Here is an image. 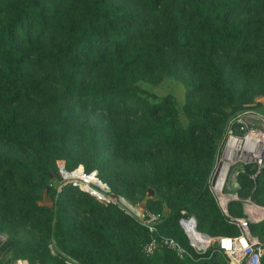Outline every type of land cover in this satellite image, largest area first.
<instances>
[{
    "label": "trees",
    "instance_id": "1",
    "mask_svg": "<svg viewBox=\"0 0 264 264\" xmlns=\"http://www.w3.org/2000/svg\"><path fill=\"white\" fill-rule=\"evenodd\" d=\"M258 49L264 50V0H0V106L13 109L28 101L52 107L47 116L37 111L26 122L17 120L15 110H7V119L0 116L1 140L40 153L34 162L0 154L2 222L15 230L44 214L48 239H13L4 264L19 258L28 264H216L213 255L193 252L178 218L184 210L207 234H238L209 191L211 169L202 163L216 156L223 126L239 107L232 66L239 63L245 75L264 71V54L246 58ZM33 59L49 70L35 74ZM188 67H203L207 81L188 84L183 76ZM165 69L188 92L208 91L231 112L188 103L184 113L193 121L185 128L173 108L163 124L116 130L115 118L131 115L138 109L135 102H145L135 83ZM77 107L101 112L108 122L76 125ZM148 108L160 112L162 103ZM154 142L169 151L170 159L162 171L143 175L144 182L160 188L169 213L157 228L187 250L183 257L168 249L146 255L142 248L153 234L133 217L75 186L57 194L49 185L48 175L60 160L67 170L96 169L107 181L106 166L114 159L109 151L127 154ZM103 183L130 193L123 180ZM43 190L52 208L38 204ZM166 191L175 195L163 198ZM263 192L264 169L256 178L254 199ZM228 213L242 216L241 203L229 202ZM249 228L263 243L264 264V221Z\"/></svg>",
    "mask_w": 264,
    "mask_h": 264
},
{
    "label": "rangeland",
    "instance_id": "2",
    "mask_svg": "<svg viewBox=\"0 0 264 264\" xmlns=\"http://www.w3.org/2000/svg\"><path fill=\"white\" fill-rule=\"evenodd\" d=\"M125 1L130 2V0ZM259 54H264V50L258 49L257 51L251 52L246 55V58L252 60L259 56ZM33 60L31 69L35 74L45 73L49 70V67L46 65H41L37 62V60ZM90 69V66L86 67V70ZM232 69H235L233 74L237 77L236 87L240 93L236 99V102L239 105L237 110L231 112L230 108L225 106L223 107L220 100L208 91L193 92L192 90L191 92H188L187 87L182 80L174 78L170 71L165 69L162 73L155 71L149 75L147 79L138 80L135 83L141 89V93L139 94L143 96L145 102H135L134 106L138 109L133 110L131 115L127 117L115 118L114 125L116 130H122L125 128L138 130L148 124H163L165 121L170 119L169 112L173 108L177 112V119L180 126L185 128L193 121L192 118L188 117L184 113V107L188 103L191 104V107L192 105H204L207 103L214 104L219 107H223L226 112H231V114L251 109L264 116V71H258L245 75L240 72L239 63L233 65ZM94 72H96L95 74L97 75L98 70H94ZM183 76L187 80L188 84L192 85L199 82H206L209 77L203 67H188L183 70ZM160 103H162V111L160 112H156L148 108L149 106ZM7 110H15L16 113H18L17 120L20 122H26L29 117L37 111L40 116H47L51 112L52 107L46 106L39 108L35 107L34 104L31 105L28 101H22L14 105L13 109L0 106L1 118L7 119ZM191 111L195 112L196 109L191 108ZM73 115V120L76 125H80L82 123L102 125L108 122L107 119H105L106 117L101 112H93L91 110H88L87 112L83 111L80 107L75 109ZM244 117L245 118L243 119L247 124L254 123L260 126L262 123V121L257 118L249 116ZM212 118L217 120L218 116L214 114ZM223 128H226L225 125ZM225 135L226 133L224 131L223 137L220 141H218L216 156L213 159L205 160L202 163L205 168L211 169L208 179L209 191L212 193L218 205L220 197H223L222 195H224L230 199L229 202H240L241 208L243 202L245 203L247 200L253 201L255 204L264 207V192L255 199L253 197L256 178L264 169V164L258 165L255 163L247 164L241 161H230V169L225 183L221 187V192L215 189L216 187L214 186L213 176L218 162L223 161L225 158L223 150ZM137 152L138 154H136ZM109 153L114 155V159L106 166V176L108 177V180H104V175L103 177L98 175V178L106 183H108L109 180H123L126 184L125 190H130L129 194H127V192L124 193L123 191L115 192L110 185L109 187L112 192L118 194H114L115 196H121L124 198L125 202L132 207V209L139 210L141 212L157 211L160 212L163 217L166 216L169 213V208L162 199V192H158L160 188L158 186H146L144 182L145 176L143 175H149L156 171H162L163 166L170 159L169 151L158 142H154L148 148L128 152L127 154L117 150H111ZM0 154H6L9 156L17 155L29 162L39 160L40 157L39 150L35 149V147H18L1 139ZM183 158L186 160L185 157ZM63 166H65V162L63 160L58 161L55 172L59 171V168L62 170ZM93 170L97 171L96 169ZM57 173L58 174L49 173L48 175L49 184H52V187H54V185L57 186L61 184L64 180L63 176L59 172ZM174 195V191L169 193L166 191L164 192L163 198ZM115 198L119 201L118 197ZM148 199L158 201L159 203H147ZM38 204L49 208H52L54 205L53 200L49 195H46L45 190H43L42 198L38 201ZM106 205H112V203H107ZM113 205L117 206L125 214L133 217L139 224L144 226L135 213L127 206L121 203ZM44 217V214H40L39 216L35 215L32 219L24 223V226H18L14 230L12 227L8 226L7 223L2 222V216L0 215V264H4L11 258L10 256L13 251V239H26L34 241L42 240L46 243L48 242ZM263 221L264 220L260 222ZM48 247L53 250L52 252L55 251V248L51 244H49ZM208 254L213 255L216 264L228 263L225 260L224 252L219 250L217 247L210 249Z\"/></svg>",
    "mask_w": 264,
    "mask_h": 264
},
{
    "label": "built area",
    "instance_id": "3",
    "mask_svg": "<svg viewBox=\"0 0 264 264\" xmlns=\"http://www.w3.org/2000/svg\"><path fill=\"white\" fill-rule=\"evenodd\" d=\"M249 116L262 121L258 124H247L243 118ZM225 139L223 142L224 156H232V162L241 161L247 164H264V116L255 110H243L231 116L225 126ZM64 178L63 182L54 185L56 193H60L66 185L79 187L90 193L97 200L107 203H121L127 206L140 219V222L153 235L143 245L146 255L154 254L161 249H168L178 257L187 254V250L173 237L160 234L157 228L163 216L160 212L134 210L121 196H115L110 187L102 183L95 170L86 171L82 167L67 170L65 166L58 171ZM62 178V179H63ZM52 186V184H49ZM215 186V183H214ZM216 189V188H215ZM221 192L220 190H217ZM118 197L119 201L115 197ZM225 197L224 195H222ZM219 208L228 217L229 222L238 228V234L230 237H216L198 229L196 219L193 215L180 211L178 224L186 236L189 247L195 254L205 255L210 249L217 247L223 251L228 264H262L263 243L250 232V224L264 220V207L247 200L242 204V216H231L228 213L229 198L221 203ZM242 240L244 242H242ZM10 264H28L24 259H16Z\"/></svg>",
    "mask_w": 264,
    "mask_h": 264
},
{
    "label": "bare ground",
    "instance_id": "4",
    "mask_svg": "<svg viewBox=\"0 0 264 264\" xmlns=\"http://www.w3.org/2000/svg\"><path fill=\"white\" fill-rule=\"evenodd\" d=\"M262 142H263V146H264V137L262 139ZM230 161H232V156H230V155H226V157L222 161V168L220 170V173L217 175V177L214 181L215 187L217 190L222 189L221 187L225 183L226 177H227L229 169H230V163H231ZM225 202H226V197L221 198V203L224 204ZM242 242H244V241L242 240Z\"/></svg>",
    "mask_w": 264,
    "mask_h": 264
},
{
    "label": "water",
    "instance_id": "5",
    "mask_svg": "<svg viewBox=\"0 0 264 264\" xmlns=\"http://www.w3.org/2000/svg\"><path fill=\"white\" fill-rule=\"evenodd\" d=\"M221 168H222V161H219L214 172L213 182L215 181L217 175L220 173Z\"/></svg>",
    "mask_w": 264,
    "mask_h": 264
},
{
    "label": "crops",
    "instance_id": "6",
    "mask_svg": "<svg viewBox=\"0 0 264 264\" xmlns=\"http://www.w3.org/2000/svg\"><path fill=\"white\" fill-rule=\"evenodd\" d=\"M57 172H58V171H56L55 173L58 174Z\"/></svg>",
    "mask_w": 264,
    "mask_h": 264
}]
</instances>
